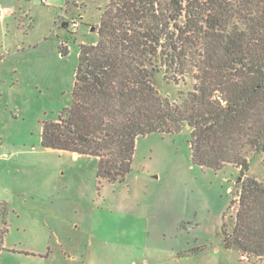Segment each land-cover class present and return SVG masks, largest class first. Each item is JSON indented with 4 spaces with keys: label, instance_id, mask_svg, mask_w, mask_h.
Segmentation results:
<instances>
[{
    "label": "rangeland",
    "instance_id": "rangeland-1",
    "mask_svg": "<svg viewBox=\"0 0 264 264\" xmlns=\"http://www.w3.org/2000/svg\"><path fill=\"white\" fill-rule=\"evenodd\" d=\"M108 2L0 0V264H264L221 235L237 182L264 178L260 154H247L240 180L235 163L198 165L184 125L139 136L124 179L108 181L95 156L41 145L43 123L71 104L80 44L96 42ZM71 18L75 32L63 26ZM165 74L153 78L163 96L192 90V77Z\"/></svg>",
    "mask_w": 264,
    "mask_h": 264
},
{
    "label": "trees",
    "instance_id": "trees-1",
    "mask_svg": "<svg viewBox=\"0 0 264 264\" xmlns=\"http://www.w3.org/2000/svg\"><path fill=\"white\" fill-rule=\"evenodd\" d=\"M163 68L172 81L192 77V90L173 101L160 94L153 78ZM184 125L196 164L246 171L250 152L264 168V0H109L96 42L80 44L71 104L43 123L40 143L95 156L97 175L116 181L139 136ZM237 186L224 247L262 258L264 178Z\"/></svg>",
    "mask_w": 264,
    "mask_h": 264
},
{
    "label": "built area",
    "instance_id": "built-area-1",
    "mask_svg": "<svg viewBox=\"0 0 264 264\" xmlns=\"http://www.w3.org/2000/svg\"><path fill=\"white\" fill-rule=\"evenodd\" d=\"M41 3H46L48 0H40ZM7 12L6 9H0V19L3 18L4 14ZM67 23V26L68 24L70 23V26H71V31L72 32H75L78 25H79V20L76 19V18H71L69 21L66 22Z\"/></svg>",
    "mask_w": 264,
    "mask_h": 264
},
{
    "label": "crops",
    "instance_id": "crops-1",
    "mask_svg": "<svg viewBox=\"0 0 264 264\" xmlns=\"http://www.w3.org/2000/svg\"><path fill=\"white\" fill-rule=\"evenodd\" d=\"M63 26L64 27H66L67 26V23L66 22H64L63 23ZM172 257V256H171ZM144 258H142V263H144V264H148V260H146V259H144ZM176 262H177V259H174L173 261L169 258L167 261H163V264H176ZM137 262L136 261H131V264H136ZM158 264H161V263H158Z\"/></svg>",
    "mask_w": 264,
    "mask_h": 264
},
{
    "label": "water",
    "instance_id": "water-1",
    "mask_svg": "<svg viewBox=\"0 0 264 264\" xmlns=\"http://www.w3.org/2000/svg\"><path fill=\"white\" fill-rule=\"evenodd\" d=\"M243 173H244V170L243 169H240L239 170L238 180H240L242 178Z\"/></svg>",
    "mask_w": 264,
    "mask_h": 264
}]
</instances>
